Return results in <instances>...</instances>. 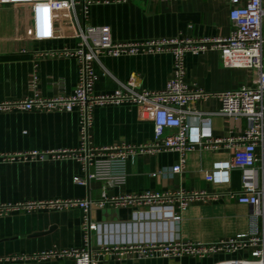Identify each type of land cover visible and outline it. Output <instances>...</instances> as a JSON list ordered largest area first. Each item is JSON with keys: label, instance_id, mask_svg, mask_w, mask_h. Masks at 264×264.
<instances>
[{"label": "crops", "instance_id": "obj_1", "mask_svg": "<svg viewBox=\"0 0 264 264\" xmlns=\"http://www.w3.org/2000/svg\"><path fill=\"white\" fill-rule=\"evenodd\" d=\"M229 0H127L89 5L87 22L107 25L113 40L147 41L157 39L227 36L234 28L229 17ZM80 20L84 18L81 15ZM76 37L37 39L33 34L32 14L28 6L0 4V101L24 98L31 94L30 78L36 73L37 89L44 97L59 93L72 94L76 88L80 63L75 57L60 55L63 48H74ZM184 81L191 88L219 92L250 83L251 72L245 68L225 67L218 50L184 54ZM98 75L94 93H110L135 76V89L161 90L174 74L172 50L135 55H102L94 62ZM195 86V87H194ZM212 113V137L240 135L245 119L233 120L221 114V102L210 97L185 106ZM190 121L195 122L194 118ZM155 136L153 114L147 105L125 102L95 107L90 129L91 146L115 144L141 145ZM81 144L77 111H12L0 112V154H18L62 148H78ZM227 141L218 148L197 147L187 154L182 172L154 175L172 167L179 158L176 150L134 152L127 162L125 184L106 186L91 180L88 184L74 181L85 176L79 161L73 158L0 159V203L41 201L53 198H99L146 191L207 190L217 192L216 199L193 202L183 212L176 230L180 239L191 242H213L227 239L249 228L250 207L240 203L230 192L241 186L243 168L233 167L230 182L217 184L206 179L217 160L231 157L233 148ZM260 151V150H258ZM135 207L98 208L92 206L93 221L123 222L132 219ZM85 212L79 208L32 211L15 210L0 216V258L30 255L51 249L86 246L82 228ZM96 245V235L92 236ZM250 257V249L217 252L196 258L185 255L179 264H220ZM0 264H74L69 258L43 260L8 259ZM99 264H171L166 257L141 260L110 259Z\"/></svg>", "mask_w": 264, "mask_h": 264}, {"label": "built area", "instance_id": "obj_2", "mask_svg": "<svg viewBox=\"0 0 264 264\" xmlns=\"http://www.w3.org/2000/svg\"><path fill=\"white\" fill-rule=\"evenodd\" d=\"M127 0H0V4L28 6L32 14L33 34L37 39L76 37L74 48H63L60 55L75 57L80 63L76 88L72 94L64 92L44 97L37 89L38 78L31 74V94L24 98L0 101V112L12 111H77L81 133L78 148L0 154V159L73 158L80 162L85 176L74 181L88 184L103 181L106 186L125 184L127 162L134 152L176 150L178 161L169 169L154 175H173L182 172L187 154L197 147L218 148L227 141L233 148L227 160H217L205 173L208 181L217 184L230 182L233 167L243 168L241 186L230 192L240 203L250 207L249 228L227 239L213 242L185 241L176 235L183 212L193 202L216 199L217 192L207 190L146 191L109 196L103 191L99 198H53L49 200L0 203V216L15 210L32 211L37 208L72 209L85 212L83 248L51 249L30 255L9 256L8 259L43 260L51 257L69 258L74 264H99L110 259L141 260L162 256L171 264H179L185 255L204 258L217 252L250 249V257L220 264H264V0H229V17L234 28L227 36L187 38L185 40L157 39L147 41H117L107 25L87 22L89 5ZM173 1V0H166ZM83 16L84 21L80 20ZM172 50L174 74L161 90L135 89V76L110 93H94L98 78L94 62L102 55L122 56ZM218 50L225 67L245 68L251 72L250 83L235 89L206 92L191 88L184 81V54ZM215 97L221 102L220 113L246 126L236 137H212V113H204L185 106L195 100ZM132 102L147 105L153 114L155 136L152 142L141 145L115 144L91 146L90 129L95 107L105 104ZM194 118L195 122L190 121ZM260 150V151H258ZM92 206L104 208L135 207L132 219L123 222L101 223L91 219ZM96 235V245L92 236Z\"/></svg>", "mask_w": 264, "mask_h": 264}]
</instances>
